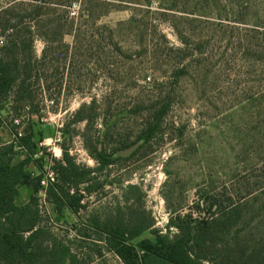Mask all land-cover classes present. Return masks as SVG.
Masks as SVG:
<instances>
[{
  "label": "rangeland",
  "instance_id": "obj_1",
  "mask_svg": "<svg viewBox=\"0 0 264 264\" xmlns=\"http://www.w3.org/2000/svg\"><path fill=\"white\" fill-rule=\"evenodd\" d=\"M0 38L33 98L31 108L15 103L16 88L1 93V118L14 126L22 106L37 108L42 155L93 171L69 186L60 176L84 209L56 212L48 197L43 254L68 239L77 264H123L96 253L94 226L143 228L133 245L155 242L152 231L171 240L212 207L225 224L218 250L264 264V0H0ZM133 144L143 147L118 156ZM96 148L122 160L100 169ZM30 195L22 188L13 207Z\"/></svg>",
  "mask_w": 264,
  "mask_h": 264
},
{
  "label": "trees",
  "instance_id": "obj_2",
  "mask_svg": "<svg viewBox=\"0 0 264 264\" xmlns=\"http://www.w3.org/2000/svg\"><path fill=\"white\" fill-rule=\"evenodd\" d=\"M21 73L16 61L3 62L0 58V94L16 88L15 103L23 105L26 103L31 107L33 98L29 87L25 88L26 85H24L29 78L25 76L23 79L20 76ZM27 105L22 106V111L28 108L29 113H32V107L29 108ZM34 109L36 112L32 113L33 120L31 119V123L24 129L23 135L16 140L17 145L23 148V152L14 150L13 144L0 143V264H77V256L73 255L72 242L68 239H64L66 244L60 246V254L57 250L43 254L46 252L36 246L37 239L43 234V231L39 228L41 219L36 199L39 178H32L31 171L41 166L42 157L35 158L39 149L35 141L34 125L39 123L40 117L38 116L39 110ZM164 112L165 109L157 115L159 120ZM158 121L156 122L157 127ZM5 124V120L0 115V128ZM6 125L8 126V124ZM8 128L11 135L16 134L15 126L10 125ZM150 138L149 132L146 137L140 138V141L146 144ZM142 145L134 153L139 152ZM19 154L23 158L16 160L15 157ZM94 158L98 161L100 169L122 160L113 156L103 157L98 148L95 149ZM64 159L66 165L58 163L55 169L58 173V181L60 182L61 176L66 186H69L70 182L83 183L84 179L93 172L90 170L80 172L67 155L64 156ZM59 182L49 189V196L52 204L56 206V212H60L64 207L74 213L84 209L81 202L82 196L71 194L70 189L62 188ZM21 188L31 189V195L25 205L13 207L20 196ZM220 226L225 227V224L214 218L212 207H209L206 210V216L200 221L192 224L186 218L185 226L176 224L179 234L171 240L152 231L155 242L144 239L137 245H133L130 241L142 234L143 228L128 233L121 226L108 229L106 226L96 225L92 230L99 235L104 234V238L98 240V243L103 246H94L98 247L96 253L101 254V249L108 250L115 254L123 264H205L206 262L210 264H239L238 260H231L216 247L215 234ZM82 239V242L79 243L88 240L87 238ZM64 261L66 262L64 263Z\"/></svg>",
  "mask_w": 264,
  "mask_h": 264
},
{
  "label": "built area",
  "instance_id": "obj_3",
  "mask_svg": "<svg viewBox=\"0 0 264 264\" xmlns=\"http://www.w3.org/2000/svg\"><path fill=\"white\" fill-rule=\"evenodd\" d=\"M3 45V40L0 38V46ZM48 102L50 105L53 104V101H45ZM26 110V113L24 114V111ZM23 111V114L20 116H17L14 118L13 123L16 127V134L12 135L11 143L14 145V150L23 152V148L19 147L16 143L17 138L21 137L23 135L24 131V124L31 119V115L27 113L29 112L28 108H25ZM42 151V149H39V152ZM35 157H42L41 166L39 168H34L31 171V177L32 178H39V190L36 195L37 199V210L38 214L41 219V223H43L42 218H45L48 216L47 211V204H48V197H49V189L53 187L58 182V173L55 169L54 162L51 158H48L46 155H42V152L35 155ZM72 193V191L70 192ZM74 234L70 233L68 234V238L72 239Z\"/></svg>",
  "mask_w": 264,
  "mask_h": 264
},
{
  "label": "water",
  "instance_id": "obj_4",
  "mask_svg": "<svg viewBox=\"0 0 264 264\" xmlns=\"http://www.w3.org/2000/svg\"><path fill=\"white\" fill-rule=\"evenodd\" d=\"M137 148H138V145H134L131 148L118 153V156H120V157L128 156V155L132 154Z\"/></svg>",
  "mask_w": 264,
  "mask_h": 264
},
{
  "label": "flooded vegetation",
  "instance_id": "obj_5",
  "mask_svg": "<svg viewBox=\"0 0 264 264\" xmlns=\"http://www.w3.org/2000/svg\"><path fill=\"white\" fill-rule=\"evenodd\" d=\"M134 145H135V144H133L132 146H134ZM132 146H129L127 149L131 148ZM127 149H126V150H127ZM98 150L100 151L101 149H100V148H98ZM134 152H135V151H134ZM134 152H133V153H134ZM130 155H131V154H130ZM130 155H128V156H125V157H121V158H126V157H129Z\"/></svg>",
  "mask_w": 264,
  "mask_h": 264
},
{
  "label": "crops",
  "instance_id": "obj_6",
  "mask_svg": "<svg viewBox=\"0 0 264 264\" xmlns=\"http://www.w3.org/2000/svg\"><path fill=\"white\" fill-rule=\"evenodd\" d=\"M21 189H22V188H21ZM21 189H20V190H21ZM24 201H25V202H23L22 205H25V204L27 203L28 199H27V200L25 199Z\"/></svg>",
  "mask_w": 264,
  "mask_h": 264
}]
</instances>
